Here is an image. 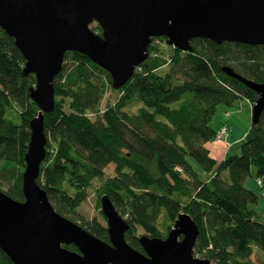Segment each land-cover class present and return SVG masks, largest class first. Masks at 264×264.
Segmentation results:
<instances>
[{"label": "trees", "instance_id": "trees-1", "mask_svg": "<svg viewBox=\"0 0 264 264\" xmlns=\"http://www.w3.org/2000/svg\"><path fill=\"white\" fill-rule=\"evenodd\" d=\"M91 29L102 36L98 25ZM161 42L166 40H152L149 59L119 91L88 57L66 53L54 80V110L44 115L46 158L38 184L56 212L77 223L87 191L102 180L96 191L98 209L101 198L109 196L130 225L127 243L141 253L142 236L165 239L186 214L200 231L195 254L212 264H254L255 251L264 254V221L257 211L259 198L245 183L253 169L264 177V112L239 154L219 162L207 144L229 125V120L218 119L220 107L235 108L239 101L254 106L259 99L222 68L264 83V47L197 39L191 52L166 45L174 53L171 58L152 57L162 53ZM25 64L14 40L0 30V186L20 202L30 122L38 113L30 98L36 80L24 75ZM166 65L169 69L161 72ZM109 87L118 99L101 111ZM132 102L141 106L129 113ZM13 106L17 125L6 118ZM193 164L208 177L202 179ZM109 165L114 176L104 179ZM98 218L79 225L109 243L106 219ZM65 248L78 252L74 246ZM0 264L13 262L0 251Z\"/></svg>", "mask_w": 264, "mask_h": 264}, {"label": "water", "instance_id": "water-1", "mask_svg": "<svg viewBox=\"0 0 264 264\" xmlns=\"http://www.w3.org/2000/svg\"><path fill=\"white\" fill-rule=\"evenodd\" d=\"M92 25L102 29V36ZM0 30L24 57V75L36 80L30 98L38 108L22 175L24 201L0 190V251L13 264H212L193 256L200 231L186 214L165 239L142 236L143 253L127 243L130 225L107 195L100 203L109 243L58 214L38 184L46 158L44 115L54 110V80L66 53L88 57L119 91L149 59L153 39L164 38L167 46L183 52H191L197 39L264 47V0H0ZM222 72L258 94L252 125H259L264 83L229 67Z\"/></svg>", "mask_w": 264, "mask_h": 264}, {"label": "rangeland", "instance_id": "rangeland-1", "mask_svg": "<svg viewBox=\"0 0 264 264\" xmlns=\"http://www.w3.org/2000/svg\"><path fill=\"white\" fill-rule=\"evenodd\" d=\"M161 45H162L161 46V49H162L161 52L162 53H159L160 56L164 57L166 59L168 57L171 58L172 55L174 54L173 51L168 49V47L166 46V42H161ZM168 69H169V66L166 65L161 70V72L167 71ZM117 99H118V94L112 92L110 90V87L107 88L105 97H104V99L100 105V110L104 111L107 108L108 104L113 105ZM247 103L249 106L248 105L243 106V104H245V102L239 101L237 107H235V108L227 109L225 107H220L218 110V119H224V114L226 112L230 113V119L228 121L229 126H230L231 131H232V133L230 135L231 136L230 141L232 143H234V142L236 143V144H234V146L232 145L233 147H231L230 149L225 148L226 150L229 151L227 156H233V155L239 154L242 143L250 138L249 130H250V127L252 126V111H253V108L251 106H253V105H251V103H249V102H247ZM140 106H141V104H139L137 102H132L129 105L127 111L129 113H134L137 111V109ZM15 110H16V108L14 106L11 109H9L8 113L6 115V118H7V120L12 122L13 124L17 125L20 123V119H19L18 113ZM92 118L94 119V117H92ZM223 143L224 142L215 140L211 143H208V145H209V148L213 150L212 147H215V146L217 147L218 145L224 147ZM225 149H224V151H225ZM212 154L215 155L214 152H212ZM219 161H222V159H220ZM193 166H194L195 170L197 171V173H199V175L202 179H206L208 177L202 171V169L199 166H197L196 164H193ZM113 176H114V166L109 165L105 169L104 179H107V178L113 177ZM223 177L228 180V174L227 173L224 172ZM259 180H261L263 182L262 188L258 185ZM102 184H103L102 180H95L93 182L92 186L87 191V193H88L87 201L78 210V217L81 221H77V224H81L84 221L85 222L93 221L94 218L99 219L98 217L100 215H102L101 209H98V201H97V194H96V191L101 187ZM1 187L2 186H0V190L3 189ZM245 187L248 190H250L251 192H253L256 196H258L259 205L257 206V211H258L259 215H261L263 217V221H264V177H259L257 174V171L255 169H253L251 175L246 180ZM120 215L123 216L122 213H120ZM122 218H124V217H122ZM162 230H164V229H162ZM164 231H166V230H164ZM193 256L197 259H204V258H202V256L195 254V252L193 253ZM252 262L254 264H264V254L262 252L256 250L254 255L252 256Z\"/></svg>", "mask_w": 264, "mask_h": 264}, {"label": "built area", "instance_id": "built-area-1", "mask_svg": "<svg viewBox=\"0 0 264 264\" xmlns=\"http://www.w3.org/2000/svg\"><path fill=\"white\" fill-rule=\"evenodd\" d=\"M156 43L159 45L160 43L156 41ZM160 46V45H159ZM160 54L158 52H155L152 57H159ZM224 119L229 120L230 119V113H225L224 114ZM231 134V128L229 125L223 126L220 131L217 134L216 140L224 142L226 147L230 149L232 147V143L229 141ZM258 185L262 188L263 187V182L261 180L258 181Z\"/></svg>", "mask_w": 264, "mask_h": 264}, {"label": "crops", "instance_id": "crops-1", "mask_svg": "<svg viewBox=\"0 0 264 264\" xmlns=\"http://www.w3.org/2000/svg\"><path fill=\"white\" fill-rule=\"evenodd\" d=\"M245 102V104H243V106L244 105H248V103L246 102V101H244ZM249 106V105H248ZM240 114V113H239ZM231 125V124H230ZM232 127V126H231ZM231 133H232V131H231ZM231 135V134H230ZM231 140V136H230V138H229V141ZM231 142V141H230ZM232 143V142H231ZM224 144V147H222V146H215V147H212L213 148V150L212 149H210L209 148V145L207 144V148H208V150L210 151V155H211V157L212 158H214V159H216L217 161H219L220 159H222V161L226 158V157H228L227 156V154H228V150H226L225 148H227L226 147V145H225V143H223ZM234 144H236L235 142L234 143H232V145L234 146ZM232 146V147H233ZM224 149H225V151H224ZM228 149V148H227ZM212 152H214L215 153V155H213L212 154ZM219 162H221V161H219Z\"/></svg>", "mask_w": 264, "mask_h": 264}]
</instances>
